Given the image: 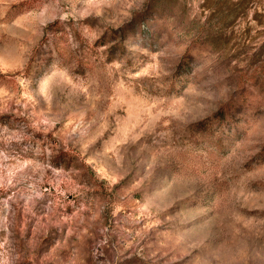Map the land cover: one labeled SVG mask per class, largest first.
Listing matches in <instances>:
<instances>
[{
  "label": "rangeland",
  "instance_id": "obj_1",
  "mask_svg": "<svg viewBox=\"0 0 264 264\" xmlns=\"http://www.w3.org/2000/svg\"><path fill=\"white\" fill-rule=\"evenodd\" d=\"M0 264H264V0H0Z\"/></svg>",
  "mask_w": 264,
  "mask_h": 264
},
{
  "label": "trees",
  "instance_id": "obj_2",
  "mask_svg": "<svg viewBox=\"0 0 264 264\" xmlns=\"http://www.w3.org/2000/svg\"><path fill=\"white\" fill-rule=\"evenodd\" d=\"M47 28H49V29H51V28H53V25H49ZM64 155H63V153H62V155L60 156V158H61V160H60V162H59V164H58V166L59 167H61V166H63V165H65V166H69L70 165V162H71V159H66L65 157H63Z\"/></svg>",
  "mask_w": 264,
  "mask_h": 264
}]
</instances>
